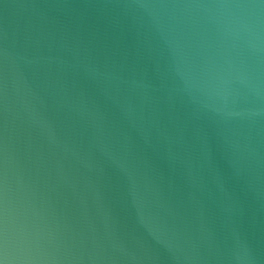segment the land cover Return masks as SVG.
<instances>
[{"label":"water","instance_id":"95a60500","mask_svg":"<svg viewBox=\"0 0 264 264\" xmlns=\"http://www.w3.org/2000/svg\"><path fill=\"white\" fill-rule=\"evenodd\" d=\"M0 264H264V0H0Z\"/></svg>","mask_w":264,"mask_h":264}]
</instances>
